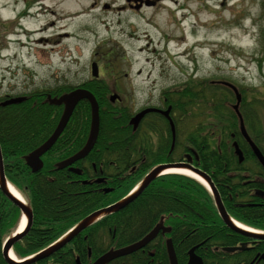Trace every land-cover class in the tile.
<instances>
[{
  "label": "trees",
  "instance_id": "obj_1",
  "mask_svg": "<svg viewBox=\"0 0 264 264\" xmlns=\"http://www.w3.org/2000/svg\"><path fill=\"white\" fill-rule=\"evenodd\" d=\"M77 87L94 95L100 119L94 148L77 163L83 170L82 175L56 170L55 165L74 155L87 140L91 116L89 103L85 100L78 103L62 135L43 156V168L32 173L24 157L46 141L62 113V107L48 103L47 95L59 97ZM77 87L57 80L49 89L22 94L26 99L19 104L0 107V151L4 174L33 214L32 226L13 247L18 259L28 258L47 248L88 215L126 197L153 167L178 161L190 149L199 158V168L210 174L221 197V153L228 161L233 155L232 141L242 139L237 117L226 106L225 113L221 114L224 104L217 103L218 96L211 86L205 91L194 85L177 87L161 94L160 101L165 108L170 107L175 128L173 146L171 128L162 115L147 114L133 130L130 125L133 113L123 102L111 103L109 95L112 91L101 81L86 82ZM7 98L0 97V102ZM199 106L202 107L200 112L190 111ZM199 117L202 119L196 120ZM248 130L250 138L264 146V123L256 119L252 124L248 122ZM142 159L145 163L139 165ZM100 172L110 176L120 174L119 178L109 180L113 192L93 183L100 177ZM84 181L91 184L85 185ZM251 215L257 220L253 228L264 229V207ZM246 216L250 219L249 215ZM160 219L163 226L170 229L169 234H160L145 249L109 264H169L165 245L168 238L180 262L186 260V252L197 247L195 252L204 257L206 264L220 263L218 257L212 263L211 251L204 256L205 250L201 247L203 244L210 250L214 246L221 248L223 224L212 195L192 178L168 174L155 179L125 209L93 224L51 259L30 264H74V246L90 247L93 259H96L110 249L139 241ZM19 220V208L0 191V264H7L2 248L15 233ZM84 235L89 236L87 241L81 238ZM202 237H206L207 242H203Z\"/></svg>",
  "mask_w": 264,
  "mask_h": 264
},
{
  "label": "rangeland",
  "instance_id": "obj_2",
  "mask_svg": "<svg viewBox=\"0 0 264 264\" xmlns=\"http://www.w3.org/2000/svg\"><path fill=\"white\" fill-rule=\"evenodd\" d=\"M221 1L161 0L119 12L123 0H0V97L57 80L82 86L95 62L109 97L118 94L133 115L159 109L161 91L193 85L213 87L221 114L232 111L223 81L264 123V0H227L224 9Z\"/></svg>",
  "mask_w": 264,
  "mask_h": 264
},
{
  "label": "water",
  "instance_id": "obj_3",
  "mask_svg": "<svg viewBox=\"0 0 264 264\" xmlns=\"http://www.w3.org/2000/svg\"><path fill=\"white\" fill-rule=\"evenodd\" d=\"M91 76L92 78L98 77V68L96 63L91 64ZM227 87H229L236 98V103L233 105V110L237 114L238 120H239V130L243 138L249 142L252 151L254 155L256 156L257 160L261 163V165L264 168V158L259 151V149L255 146V144L251 141L250 137L248 136L246 129L244 127L243 119L238 111V107L241 101V96L237 89L228 83H224ZM25 100L24 97H17V98H11L8 99L2 103H0L1 107L12 105V104H19ZM87 101L90 106V127H89V134L88 138L86 140V143L84 146L72 157L68 158L67 160H64L57 164V169H63L66 168L76 161H79L81 159H84L90 151L95 146V143L97 141L98 133H99V106L97 104V101L93 94L85 89H75L69 93H65L61 95L60 97L51 98L50 95L47 96V101L52 106L57 107H63V111L61 114V117L59 118V121L51 134V136L37 149L29 153L27 156L24 157V161L27 166L30 167L32 172H38L41 170L43 164L41 161V157L51 149V147L55 144L61 133L64 131L65 127L67 126L70 117L73 114L74 109L78 105L80 101ZM111 103H114L116 100H119V97L117 95H111L109 98ZM170 109H167L166 111H161L157 109H145L137 113L133 118L130 120V125L132 126L133 130H136L138 125L140 124L143 117L148 113H159L160 115L166 117L169 121L170 128H171V135H172V145L175 141V129L174 125L170 120L169 117ZM236 148V152L240 155V151L237 149V146H234ZM169 169H184L188 170L189 172L197 175L199 178H201L207 185V189L210 191L216 210L218 212V215L220 216V219L231 229L241 232L243 234H247L245 231L242 232L241 229L236 227L233 222L228 218L227 213L223 207V204L221 202V198L215 189L213 183L211 182L210 177L204 173L203 171L194 168L190 166L189 164L184 163H175V164H164L159 165L155 168H153L143 179V181L140 183V187L138 186L131 195L128 197H125L124 199L118 201L117 203L104 208L100 209L98 211H95L85 219H83L79 224L76 225V227L69 232L67 235L63 236L60 241L55 243L54 245L49 246L48 248L42 250L38 254L34 255L32 258L25 259L24 261L19 262L17 259H12L10 257V253L12 252L13 246L19 242L22 237L25 235V233L28 231L31 222H32V211L29 208L27 204L24 203V201L17 199L13 194H11L9 190V184L7 183L5 176H4V170H3V164H2V157L0 152V191L5 195L10 201H12L20 210L22 214V218H26V225L21 233H15L13 236H11L7 241H5L3 248H2V255L7 264H30L33 262H37L40 260L48 259L51 257L55 252L63 248L65 245H67L72 239H74L78 234H80L83 230H85L87 227L92 225L93 223L97 222L98 220L102 219L105 216L111 215L113 213H117L124 209L126 206H128L147 186L151 184L157 177L164 175L166 170ZM75 174H80L79 170L70 169ZM100 182V181H96ZM162 230L164 232L170 231L169 229H165L162 225V220L154 227V229L148 233L143 239L140 241L133 243L131 245H128L126 247L120 248V249H111L102 256H100L98 259H96L92 264H108L111 261L130 255L142 248H144L149 242H151L156 235L159 233V231ZM250 236L258 239V240H264V234H258L254 233L249 234ZM196 247L192 248L188 252L189 260L188 264H203L201 259L196 256L195 254ZM229 250V249H228ZM166 253L168 257L169 264H177V259L175 256V251L173 248L172 241L168 239L166 241ZM13 254V252H12ZM14 256V255H13Z\"/></svg>",
  "mask_w": 264,
  "mask_h": 264
},
{
  "label": "flooded vegetation",
  "instance_id": "obj_4",
  "mask_svg": "<svg viewBox=\"0 0 264 264\" xmlns=\"http://www.w3.org/2000/svg\"><path fill=\"white\" fill-rule=\"evenodd\" d=\"M226 1L227 0H222L221 1V9L222 8L224 9ZM160 3H161V0H123L122 6L118 7V11L119 12H128V11H130V12H140L145 7L156 6L157 4H160ZM104 9L109 10V9H111V7L109 5H105ZM97 66H98V71H99V65H97ZM102 79H103V75H101V73L99 71V76H98L97 79H92V77L89 76L86 82H93V81L98 82V81H101ZM231 93L233 95L232 91H231ZM115 95L120 97L118 94H115ZM233 99H234V95H233ZM242 100H243V96H242V93H241V102L239 104L238 111H239V113H240V115H241V117L243 119V123H244V127L246 129V132L250 136V131L248 130V122H250L252 124L253 121L257 118L256 117V108L255 107L253 108L252 107L253 105H249V106L245 105L244 106L242 104ZM234 102H235V100H234ZM162 107H164V106L163 105H159V109L162 110ZM230 107H231V110L234 111L233 110V105H230ZM148 108H151V107H148ZM144 109H146V108H144ZM144 109H142V110H144ZM234 114L237 117V114L236 113H234ZM146 116H144V118ZM238 123H239V120H238ZM239 132H240V130H239ZM62 133H61V135H62ZM60 136H59V138H60ZM58 139H57V141H58ZM251 141L259 149V151L261 152V154H262V156L264 158V146L259 145L252 138H251ZM56 142H55V144H56ZM54 145L51 147V149L54 147ZM235 145L237 146V149L240 151V153H241L240 155L236 152V148L234 147ZM231 146L233 148V155L231 154L230 157L228 156L229 157L228 161L226 160V156H224L223 153H221V194L223 196L221 195L220 198H221V202H222L223 207H224V209H225V211L227 213L228 218L231 221H236L237 223L241 224L244 228H246L249 231H245V230L241 229L242 232L245 231L247 234H243V233H240V232H238V234H230L229 238H228L229 241L227 242V241H225L226 240L225 239V232L226 231H233V229L229 228L221 219V223L223 224V226L221 228V230L223 232L221 234V238H222L221 248H220V246H214L212 248V250H210L208 245L205 246L203 244H201V247H204V250H205V252L203 253L204 256L206 255L205 253H208L209 251H211V252L216 254V255L215 254L213 255L211 252H209V255L213 256L212 263L214 262V259L218 257L217 259H218V261H220L219 264H264V240L263 239L262 240H258V239H256V238H254V237L249 235V234L253 235L254 231H258V232H261L262 234H264V229L253 228V225L257 223V220H253L252 217H251L252 216L251 214H254L257 211L258 208L264 207V168L261 165V163L257 160L256 156L254 155L249 142H247L243 138V136H242L241 140L239 139V142L238 141H232ZM50 150H48L44 155H46ZM171 150H173V147L171 148ZM43 156L41 157L42 164H43V159H42ZM72 156L64 158V159L60 160L58 163H60V162H62L64 160H67L68 158H70ZM84 159L76 161L72 165H70V166H68L66 168H63V169H57V164H58L57 163L55 165L56 166V170H59V171L60 170H66L68 172L73 173L76 176H81L82 173H83V170L79 168V165L77 163L82 161V160H84ZM143 162H144V159L141 160L139 165H141ZM175 163L189 164L190 166H192L194 168L200 169L201 171L206 173L211 178L210 174H208L207 172H205L204 170L199 168L200 167L199 158L196 156V154L193 152L192 149H190V152L188 154L183 155V157L181 159H179L178 161H174V162L166 163V164H175ZM2 164H3V161H2ZM27 167H29V166H27ZM42 168H43V166H42ZM29 169H30V167H29ZM70 169L79 170L80 174H75ZM3 170H4V168H3ZM30 171H31V169H30ZM32 173H34V172H32ZM35 173H37V172H35ZM100 174L102 176L100 175V177L97 178V180L94 179L93 183L99 184V185L101 184V187H103V189H106L108 192H113L114 188L111 187V186H110L111 188L109 187V180L112 179V178H115V177L119 178L120 174L116 173L113 176L106 175V173L104 174L102 172H100ZM4 176H5V174H4ZM121 178H123V177H121ZM96 181H100V182H96ZM211 181H212V178H211ZM82 183H84L85 185L91 184V182H89V181H84ZM258 184H259V187L257 188L256 186ZM15 191L21 196V198L23 199L22 201H24V203L27 204L26 201L24 200V198L22 197V195L16 189H15ZM102 209H104V208H102ZM246 215H249L250 219L247 218ZM21 216H22V214L20 212V218H21ZM237 217H239V218H237ZM32 220H33V214H32ZM100 220H98V221H100ZM161 220L162 219H160V221ZM80 222H78L77 224H79ZM95 223H93V224H95ZM162 224H163V221H162ZM92 225H90L85 230H83L75 238H77L80 235H82ZM31 226H32V222H31L30 227ZM122 226H124V223L122 224ZM164 228L165 229H169V228H166V227H164ZM70 231L71 230H69L67 233H69ZM151 231H149V233ZM67 233H65L63 236H65ZM169 233H170V231L163 233V231L160 230L159 233L156 235V237L151 242L156 240L157 237L160 234L161 235H166V234H169ZM146 235H144V237ZM63 236H61V237H63ZM112 237H114V236H112ZM81 238L83 240L87 241L89 236L88 235H84L83 237L81 236ZM74 239H72L70 241V243ZM151 242H149L142 249H145ZM219 248L221 249V251H219ZM142 249H140V250H142ZM61 250H59V251H61ZM140 250H138V251H140ZM59 251H57V252H59ZM73 251H74L73 255L76 256V257H74L75 258L74 259V264H92L96 260V259H93V252L90 249V247H87L86 249H84V247L74 246ZM57 252H55V253H57ZM188 252H186V258H185L186 260H184L182 262L177 260V264H188V260H189ZM105 253H103V254H105ZM220 253H221V255H220ZM195 254H196L197 257H199L201 259L203 264H206L205 261H204V257H202L201 254H200V256L198 255L199 253L197 254L195 252ZM102 255H100V256H102ZM175 256H176V259H177L178 256L176 254V251H175ZM51 257L49 259H51ZM62 264H64V263H62Z\"/></svg>",
  "mask_w": 264,
  "mask_h": 264
},
{
  "label": "bare ground",
  "instance_id": "obj_5",
  "mask_svg": "<svg viewBox=\"0 0 264 264\" xmlns=\"http://www.w3.org/2000/svg\"><path fill=\"white\" fill-rule=\"evenodd\" d=\"M165 174H181V175H184V176H188V177H191V178H193V179H195V180H197L198 182H200L204 187H206L207 188V185H206V183L201 179V178H199L197 175H195V174H193V173H191V172H189L188 170H184V169H169V170H166L165 172H164ZM9 190H10V192H11V194H13L17 199H19V200H23L22 198H21V196L12 188V187H10L9 186ZM260 191V190H259ZM262 192V191H261ZM160 222V221H159ZM158 222V223H159ZM233 222V224L236 226V227H238L239 229H243V230H245V231H249V230H247L246 228H244L241 224H239V223H237L236 221H232ZM25 225H26V218L25 217H23L22 218V220H21V222L19 223V226H18V228H17V232L18 233H20V232H22L23 231V229H24V227H25ZM163 225V224H162ZM241 233V232H240ZM230 234H238V231L236 232L235 230H233V231H226L225 232V241H229V235ZM203 238V237H202ZM207 238L206 237H204L203 239H202V241L203 242H207ZM221 243H222V238H221ZM10 257L12 258V259H16L14 256H13V254H12V252L10 253Z\"/></svg>",
  "mask_w": 264,
  "mask_h": 264
}]
</instances>
